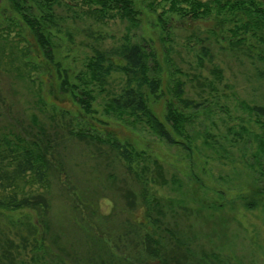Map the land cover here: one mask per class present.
<instances>
[{
  "label": "rangeland",
  "instance_id": "374dc122",
  "mask_svg": "<svg viewBox=\"0 0 264 264\" xmlns=\"http://www.w3.org/2000/svg\"><path fill=\"white\" fill-rule=\"evenodd\" d=\"M133 1L137 21L98 23L83 16L75 2L61 0L55 59L73 77L96 49L146 45L162 81L161 91L148 100L154 114L164 121L176 80L183 83L184 97L198 105L187 111L189 150L167 144L143 123L105 114L108 93L98 88L93 118L85 115L60 91L52 65L42 60L11 3L0 0V28L7 20L15 23L14 33L28 41V58L41 63L32 81L18 75L6 63L14 35L0 40L7 53L0 57V136L24 126L36 133L31 124L36 119L50 152L49 185L38 188L46 205L0 208V264H159L147 252V234L182 264H264V191L258 186L264 185V124L250 111L264 102L259 56L264 45L250 36L248 43L231 47L221 38L218 19L173 17L168 40L146 0ZM257 31L264 38V27ZM118 83L115 77L112 86ZM79 122L141 152L134 168L143 181L108 144L72 135ZM153 161L161 166V177ZM144 198H156L162 207L157 226L144 220Z\"/></svg>",
  "mask_w": 264,
  "mask_h": 264
},
{
  "label": "trees",
  "instance_id": "16d2710c",
  "mask_svg": "<svg viewBox=\"0 0 264 264\" xmlns=\"http://www.w3.org/2000/svg\"><path fill=\"white\" fill-rule=\"evenodd\" d=\"M8 1L32 36L42 60L52 65L60 91L68 94L85 115L92 117L95 112L92 108L95 100L93 91L98 88L108 93L105 114L114 115L127 124L143 123L167 144H180L187 150L190 149L188 125L192 118L187 111L196 110L198 105L184 97L183 83L173 81L170 89L172 99L165 104L164 121L149 107V97L156 96L162 86L160 69L153 50L139 44L121 45L110 50L96 49L87 58L84 69L70 77L67 70L55 59L54 53L53 38L59 18L56 10L61 5V0ZM70 2L79 6L83 16L98 23H106L115 18L135 22L140 14L133 0H69L65 4L70 5ZM146 8L156 14L161 36L165 34L168 40L173 17H177L179 21L197 22L218 19L217 22L223 26L220 31L224 32L220 34L221 38L231 47L248 43L250 36L257 37L264 45V38L256 34L257 30L264 27V0H146ZM226 23L228 27L225 28ZM14 27L15 23L7 20L4 27L0 28V40L7 41L11 35L16 40L13 43L15 47L8 48V55L5 54V44H0V57L7 55L9 69L32 81V74L40 71L41 63L28 58V41L20 32L15 34ZM12 48L15 49L18 59L16 66ZM259 56L264 61V49ZM115 77L119 78V83L112 86ZM108 86L113 89L108 90ZM250 111L258 119L257 122L262 121L264 124V102L251 106ZM31 124L37 130L36 133L31 129L33 127L24 126L0 136V208H43L46 205L44 193L38 188L46 189L49 185L50 152L40 139V136L45 137L43 128L39 127L36 119H32ZM79 124L80 122L73 123L70 131L72 135L108 144L135 178L143 181L140 171L134 168L138 158L142 156L141 152L110 132H95L90 127H80ZM153 163L161 177V166L157 161ZM259 175L263 173L260 172ZM165 183L162 179V184ZM26 186L32 193H21ZM258 186L264 191L262 183ZM143 200L144 220L157 226L159 218L164 216L158 199L153 198L150 202L146 198ZM151 235L145 236L149 255L157 259L159 264H182L172 255L168 258L169 253L163 251L158 240Z\"/></svg>",
  "mask_w": 264,
  "mask_h": 264
}]
</instances>
